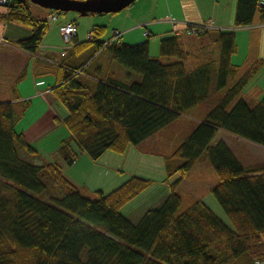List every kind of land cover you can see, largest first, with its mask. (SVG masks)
Returning a JSON list of instances; mask_svg holds the SVG:
<instances>
[{"label": "trees", "instance_id": "1", "mask_svg": "<svg viewBox=\"0 0 264 264\" xmlns=\"http://www.w3.org/2000/svg\"><path fill=\"white\" fill-rule=\"evenodd\" d=\"M29 1L0 5L5 9L0 22L29 28L30 35L18 46L35 54L50 20L34 14ZM258 11L264 20L260 0H238L236 27L252 25ZM91 34L94 37L76 43L57 63L59 76L52 91L59 103L54 107L60 112L61 103L67 115L55 120L69 133L60 142L61 160H43L20 127L29 101L0 99V264L264 260V162L243 163L224 138L236 136L264 147V96L252 101L244 95L256 68L241 74L242 67L233 62L237 31L197 27L190 34L168 35L160 40V56L151 54L149 41L136 45L116 38L104 41L102 25L93 27ZM209 35L217 46L213 59L191 61L196 41ZM188 36L196 39L186 44L192 47L187 50L182 39ZM105 56L132 77L118 80L104 72L98 58ZM212 85L222 96L207 104L205 117L188 124L189 132L176 148L151 151L164 160L163 183L170 196L138 221L131 220L126 209L152 191L153 179L130 175L113 189L87 195L65 174L64 168L77 162L80 151L98 160L106 152L124 153L132 145L142 149L189 110L209 103ZM204 163L213 168L216 183L209 181L210 190L230 222L200 199L183 207L180 185L189 182L192 173L202 174Z\"/></svg>", "mask_w": 264, "mask_h": 264}, {"label": "crops", "instance_id": "2", "mask_svg": "<svg viewBox=\"0 0 264 264\" xmlns=\"http://www.w3.org/2000/svg\"><path fill=\"white\" fill-rule=\"evenodd\" d=\"M237 7L238 0H136L129 7L125 8L126 10L124 9L117 12L118 14L90 13L87 16H81L79 13L76 14L77 12H73L74 14L67 16L60 21L58 30L53 32V34H59V38L61 42L63 40L65 46L63 44L61 45L60 42H48L47 33L50 30L49 28L38 52L35 54L28 53L18 46V41L20 39L30 35L31 32L29 28L13 22H0V38L3 39L0 44V54H11V51H16L29 57L27 65L18 67V70L22 73L16 77V80H13L10 86V89L12 90V95L10 94V96H14L16 94L15 97H19L20 101H29L27 104V111L30 107H32V111L36 110V108L40 110L39 113L38 111H35L37 115L36 119L40 117L39 121L36 122L29 130L26 127L23 128L25 129L24 131L26 132L27 138L34 144L36 141H40L42 144L44 137L58 126L55 124V117L58 116L62 120L63 117L67 115L66 112H63V108H61L59 112L54 107V105L58 102L52 91L59 76L57 63L68 57L76 43H82L87 41L89 37H94V35L92 36L91 34V30L97 25L106 27V34L103 37L104 41H108L110 38H116L117 40H122L128 45H136L145 41H149V43L157 41L156 46H154L156 49H159L162 37L172 34L186 33L190 25L199 26L209 24L212 29L216 30L235 29L237 31L236 38L238 50L233 56V62L242 67L241 74L256 68L255 73L251 75L250 82L245 88L244 95L252 101L262 99L264 96V26L261 24L264 20L262 19L261 12L258 11L260 14L258 13L259 16L257 17L256 13L252 25L236 27ZM4 10V8L0 7V12H3ZM48 10L50 12H48L46 17L49 18L50 23L59 21V13H69L53 9ZM105 14H112L113 16L109 19V21L98 18V16ZM52 16H56V19H53ZM79 17L90 18H86V20H84ZM69 21L76 22L78 27L77 34L70 44L71 46H68V44L64 41L61 32L64 24ZM108 26H110L113 30V32H111L112 36H107ZM117 31L121 34L120 38L114 36ZM210 37L211 36L209 35L202 38H209V40H211ZM195 39L196 37H186L182 40L186 45L189 44L190 41H195ZM201 39L199 38L198 41H196V47L194 48L186 45L187 50L192 48L194 51L191 61L194 60V62L197 63L213 59L215 56L214 53L217 49V46L211 44L208 40ZM204 41L209 42V45L207 43L203 46L202 44ZM211 46L215 48V51L211 48ZM62 52H65V55H62ZM9 58L12 57L10 56ZM31 59L35 61L32 66V81L23 82L29 74L28 72ZM102 59L103 60L100 61V63L104 66V72L111 74L112 77L118 80H128L132 77L126 69H124L117 62H111L108 59V56H105ZM46 64H52L54 66H51L50 68L46 67ZM262 65L263 67H261ZM44 111H46L45 114H43ZM31 130H34L37 134L30 135ZM68 135L69 133H67L65 137ZM227 139L232 140L231 144L229 142L228 143L241 161L249 164V159L243 161L241 158V156L245 155L243 152L246 148H252V146H249L250 144H248V146H243L247 140L242 138V140H240V138L236 136H227ZM154 144L150 142V146H153ZM160 146L164 147V144H159V146L153 148V150L158 149ZM260 147L261 150L263 149L264 151V147ZM59 149L56 150V152L54 151L55 156L51 153L47 154L49 157H60L58 154ZM257 156L258 158L260 157L258 154ZM253 164H256V162ZM119 179V177L114 179L110 186L112 187L116 184ZM212 180L216 183L215 176ZM260 264H264V260H262Z\"/></svg>", "mask_w": 264, "mask_h": 264}, {"label": "rangeland", "instance_id": "3", "mask_svg": "<svg viewBox=\"0 0 264 264\" xmlns=\"http://www.w3.org/2000/svg\"><path fill=\"white\" fill-rule=\"evenodd\" d=\"M28 6L30 7V10L34 14H38L40 16H46L48 12H50L48 9L42 8L30 1ZM258 13L259 12H257L256 15L257 17L260 14ZM72 14L74 13L73 12L59 13L58 14V17L60 18L59 21L50 23L51 24L50 30L47 33L48 42L50 41L53 43L60 42L61 45L63 44L65 46L63 40L61 42L59 38V34L56 33L53 34V32H56L58 30L60 21H62L64 18ZM112 16H113L112 14H105L102 16L101 15L98 16V18H102L109 21V19H111ZM86 18H90V17H83L80 19L86 20ZM111 32H113V30L110 26H108L107 36H112ZM188 37H195V36H188ZM201 38L202 37H200V39ZM210 39L211 40H209V38H202L201 40H208L211 44H214L213 38L210 37ZM209 42L204 41L202 45L205 46L207 43L209 45ZM156 44L157 41H153L152 43L150 42L151 45L150 52L153 56H160L159 42H158L159 49H156L154 47L156 46ZM211 48L215 50L213 46H211ZM11 52H12L11 54H7V53L0 54V99L2 100L4 99L10 100L16 98L15 97L16 94L14 96H10V94L12 95L11 92L12 90L10 89V86L13 80L14 79L16 80L17 79L16 77L22 73L18 70V67L22 65L23 66L27 65L29 60V57L25 54H21L16 51H11ZM10 56L12 58H9ZM102 58L104 57H99L98 58L99 60L98 59L97 60L100 62L103 60ZM30 63L31 64L28 72L29 74L27 75V78L23 80V82L32 81V76H33L32 66L35 63V61L31 59ZM51 66L54 65L46 64V67L51 68ZM261 67H263V65ZM189 68L191 69L192 66H190ZM209 96H210L209 103L203 104L199 107L189 110L187 113L184 114L185 117H180L178 119V121L175 123L176 124L175 126L168 129L166 133H163V135L161 136L159 135L160 136L159 138L150 141L152 144H154L155 142L153 146H150V142H146L145 144L143 143L141 145L142 149L140 146L132 145L124 153L109 151L106 152L105 155L101 156L98 160H93L86 153H82L80 151L81 154L77 162L72 166L66 165V167L64 168L65 174L78 186L82 187L87 195H90L96 189L98 190V189L109 188L112 181L116 179L118 176H121L122 174L123 176L120 177L119 181L118 182L116 181L117 183L110 188L113 189L119 184L123 183V181L126 180L127 177L130 175L144 176L153 179L154 186L151 189L152 191H150L146 196H144L138 202L136 201L131 207L129 206L130 208L128 207L126 209V215L131 220L138 221L142 217V215H144L147 211L161 207L165 203L166 199L170 196L169 187H167V185L163 183V181L167 177L164 160L161 157L153 156L151 151L153 150V148L158 147L159 144H164V147L167 148L168 150L176 148L180 144V141H182L181 139L183 138V136H185L189 132L190 129L189 126L191 127V125L188 126V124L193 123L196 125V123L199 121V118L202 119L208 113L210 107L207 104L210 105L214 104V101L221 98L222 95L221 92L219 93L218 91H216L215 85H212ZM60 105L63 108V112L67 113L66 108L61 103ZM35 111H38L39 113L40 110L36 108V110L32 111V107H30V109L26 112V116L22 119L20 125L22 129L26 127L29 130L34 126L36 122L39 121L40 117L36 119L37 115ZM45 112L46 111H44L43 114H45ZM55 124L58 126L56 127V129H54L52 132H50L44 137V141H43L44 143L42 142L41 144L40 141L35 142V146L41 151L43 160L48 159L49 161H54L55 157L53 156L49 157L47 153H51L55 156L54 151L56 152V150H58L59 147L61 146L59 141H61V139L64 138L68 133L66 127L63 124H58L56 121ZM34 132H35L34 130H31L30 135L37 134V132L35 133ZM221 136L222 133L220 132L218 137ZM224 138L230 144L232 143V140L227 139V137ZM240 140L242 139L240 138ZM157 141L160 143H158ZM245 142L246 143H244L243 146H248V144H250L249 146H252V148H246L244 150L243 153L245 155L241 156L243 161L249 159V164L250 163L253 164L255 162L256 164H259V162H264V156H262L264 155L263 153L264 151L263 149L261 150L260 145L258 146L249 141H245ZM257 154L260 155L259 158ZM201 166L202 167L200 168L203 170L202 174L198 173L194 175V173H192L191 180L189 182H184L182 185H180L179 189L182 192L180 193L183 198V207L185 208L189 206L195 199H200L205 201L206 204H208V206L213 211L218 213V215H220L223 218V220H225L226 222H230L223 208L218 203V201L216 200V198L214 197V195L211 193L210 190L211 185H213V184H209V181L212 180L213 178L212 175L213 168L210 167L209 169V167L206 166V163L201 164ZM260 263L256 262V264H260Z\"/></svg>", "mask_w": 264, "mask_h": 264}, {"label": "water", "instance_id": "4", "mask_svg": "<svg viewBox=\"0 0 264 264\" xmlns=\"http://www.w3.org/2000/svg\"><path fill=\"white\" fill-rule=\"evenodd\" d=\"M44 8L61 12H77L81 16L90 13H117L136 0H31Z\"/></svg>", "mask_w": 264, "mask_h": 264}, {"label": "built area", "instance_id": "5", "mask_svg": "<svg viewBox=\"0 0 264 264\" xmlns=\"http://www.w3.org/2000/svg\"><path fill=\"white\" fill-rule=\"evenodd\" d=\"M10 0H0V5H4L6 3H8ZM260 5H264V0H260ZM53 19H56V16H52ZM262 26H264V22L261 24ZM197 27H208V28H212L211 25L206 24V25H199L196 26V28H188V33H193L194 31L197 30ZM77 23L73 22V21H69L67 23H65V25L62 27V36L64 41L68 44V46L70 45V43L72 42V40L74 39V37L77 34ZM3 39L0 38V44L2 43ZM62 55H65V52H62ZM260 263V262H259Z\"/></svg>", "mask_w": 264, "mask_h": 264}]
</instances>
